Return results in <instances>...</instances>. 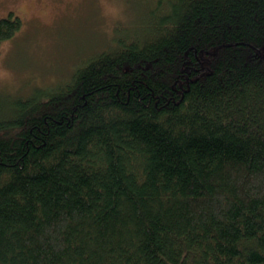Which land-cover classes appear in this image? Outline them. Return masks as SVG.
<instances>
[{"label":"trees","instance_id":"obj_1","mask_svg":"<svg viewBox=\"0 0 264 264\" xmlns=\"http://www.w3.org/2000/svg\"><path fill=\"white\" fill-rule=\"evenodd\" d=\"M131 2L0 93V264H264V0Z\"/></svg>","mask_w":264,"mask_h":264},{"label":"rangeland","instance_id":"obj_2","mask_svg":"<svg viewBox=\"0 0 264 264\" xmlns=\"http://www.w3.org/2000/svg\"><path fill=\"white\" fill-rule=\"evenodd\" d=\"M126 4L131 0H0V18L13 12L22 19L0 44V93L27 94L34 84L67 78L80 57L112 36L117 21L132 18Z\"/></svg>","mask_w":264,"mask_h":264},{"label":"bare ground","instance_id":"obj_3","mask_svg":"<svg viewBox=\"0 0 264 264\" xmlns=\"http://www.w3.org/2000/svg\"><path fill=\"white\" fill-rule=\"evenodd\" d=\"M137 6V5H136ZM137 9H138V7H137Z\"/></svg>","mask_w":264,"mask_h":264}]
</instances>
